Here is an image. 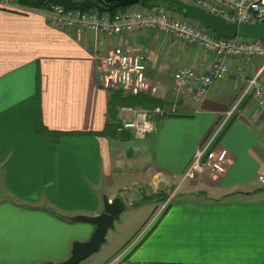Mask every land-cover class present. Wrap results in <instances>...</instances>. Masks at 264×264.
Wrapping results in <instances>:
<instances>
[{"label":"crops","instance_id":"obj_1","mask_svg":"<svg viewBox=\"0 0 264 264\" xmlns=\"http://www.w3.org/2000/svg\"><path fill=\"white\" fill-rule=\"evenodd\" d=\"M115 47L144 55L158 88L142 95L147 107L175 110L144 140L122 129L118 96L127 97L98 82V58ZM210 64L195 46L158 33L77 34L57 28L48 8L0 0V264L64 261L94 226L63 217L98 215L104 197H121L126 209L148 199L160 207L262 62L233 60L200 105L174 93L179 67L206 73ZM215 148L229 152L227 173L185 182L138 244L100 264H264V117L252 99Z\"/></svg>","mask_w":264,"mask_h":264},{"label":"built area","instance_id":"obj_2","mask_svg":"<svg viewBox=\"0 0 264 264\" xmlns=\"http://www.w3.org/2000/svg\"><path fill=\"white\" fill-rule=\"evenodd\" d=\"M14 1L16 0H3V3L11 6ZM182 1L230 23L239 25L264 23V0ZM49 9L54 14V23L59 29L73 30L77 34H100L106 38L121 36L129 40L146 32H154L170 37L181 45L195 46L199 51L208 54L211 57V64L206 73H198L191 67L181 66L176 70L173 78L174 93L190 94L193 101L199 105L207 98L210 87L229 77L233 60L243 61L253 58L261 60L260 70L248 81L235 104L224 113L211 135L196 150L188 168L154 214L150 228L169 208L177 191L185 182L204 175L219 178L227 173L230 165L229 152L226 148H215V144L229 120L248 97L264 117V41L239 36L233 38L216 36L199 22L171 12L163 4H154L152 7L135 5L120 12L99 8L83 11L69 9L61 4H51ZM146 71L144 55L131 47L111 49L106 56L98 58L96 65L99 85L106 91L121 92L125 97L157 94L158 88L149 82ZM242 74L243 69L239 67L237 75ZM119 111L122 129L130 131L133 138L139 141L156 134L160 129L161 120L175 113L174 109L161 106L150 108L123 105ZM259 183L264 185V176L259 177ZM148 230L142 232L115 261H119L129 252Z\"/></svg>","mask_w":264,"mask_h":264},{"label":"water","instance_id":"obj_3","mask_svg":"<svg viewBox=\"0 0 264 264\" xmlns=\"http://www.w3.org/2000/svg\"><path fill=\"white\" fill-rule=\"evenodd\" d=\"M106 9L125 8L140 5L141 0H95ZM157 1V0H153ZM166 3L169 7H174L178 12L185 14L192 20L199 22L204 28L211 30L222 38L245 37L257 38L264 41L263 24H237L230 23L224 19L201 10L194 5L182 0H158ZM126 204L121 197H116L112 201L108 197L103 198V211L95 216L77 215L73 217H63L69 223H85L94 226L91 237L86 241H75L72 245L70 256L60 262H47L44 264H80L94 254L98 253L106 243L109 230L115 227V223L120 219L126 210Z\"/></svg>","mask_w":264,"mask_h":264},{"label":"rangeland","instance_id":"obj_4","mask_svg":"<svg viewBox=\"0 0 264 264\" xmlns=\"http://www.w3.org/2000/svg\"><path fill=\"white\" fill-rule=\"evenodd\" d=\"M130 7L117 8L116 11L118 12L124 11ZM127 183L129 185V188L132 189L133 187L131 186H133L134 179L132 178ZM182 186L179 188L176 194H178L181 191ZM151 201L150 199H148V200H143L137 204H131V206H129L128 209H126L122 213V215L120 216V219L115 223V227L109 230L107 234L106 243L102 246L101 250L80 264H88L89 262H99L97 264H100V262H105L111 257H114L115 255H117L120 251L122 252L123 250H125L134 241H136V239L140 236L142 232L150 228L151 222L155 216L154 214L159 208L158 207L157 209H155L156 206L154 207L153 203L150 204ZM150 229L147 231V233L150 231ZM79 241H84V240H79ZM70 252L71 250L69 249L68 254L65 259H67L70 256ZM62 261L55 260V261H46L44 263H47V262L60 263Z\"/></svg>","mask_w":264,"mask_h":264},{"label":"trees","instance_id":"obj_5","mask_svg":"<svg viewBox=\"0 0 264 264\" xmlns=\"http://www.w3.org/2000/svg\"><path fill=\"white\" fill-rule=\"evenodd\" d=\"M25 5H29L31 7H41L43 9L50 8L51 4H61L65 6L66 8L69 9H80L83 11H88V10H93L95 8H99L100 10H108L102 5H100L97 1L95 0H36L37 3H33V0H22ZM154 4H163L165 5L171 12L177 13L181 16H183L186 19L192 20L190 17L186 16L185 14L178 12L174 7H169L166 3L162 1H153V0H141L140 5L143 7H152ZM110 12H116V9H110L108 10ZM215 34V33H214ZM218 36L217 34H215ZM121 93V92H118ZM114 95V94H113ZM121 100L122 104L125 105H132V106H143L147 107L152 103L151 100L146 99L142 97V95L137 96V97H121L118 96Z\"/></svg>","mask_w":264,"mask_h":264}]
</instances>
